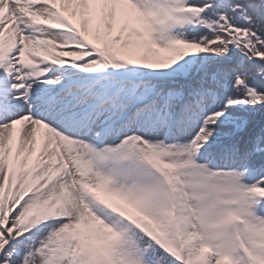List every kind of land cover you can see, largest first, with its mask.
Instances as JSON below:
<instances>
[{"label": "snow or ice", "instance_id": "6c2138e0", "mask_svg": "<svg viewBox=\"0 0 264 264\" xmlns=\"http://www.w3.org/2000/svg\"><path fill=\"white\" fill-rule=\"evenodd\" d=\"M0 264H264V0H0Z\"/></svg>", "mask_w": 264, "mask_h": 264}]
</instances>
